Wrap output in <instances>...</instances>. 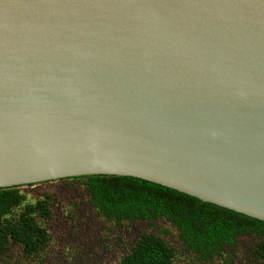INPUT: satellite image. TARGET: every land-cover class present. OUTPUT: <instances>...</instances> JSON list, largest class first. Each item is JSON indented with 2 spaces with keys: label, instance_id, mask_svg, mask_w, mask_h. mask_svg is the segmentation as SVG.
Here are the masks:
<instances>
[{
  "label": "water",
  "instance_id": "water-1",
  "mask_svg": "<svg viewBox=\"0 0 264 264\" xmlns=\"http://www.w3.org/2000/svg\"><path fill=\"white\" fill-rule=\"evenodd\" d=\"M87 176L264 222V0H0V190Z\"/></svg>",
  "mask_w": 264,
  "mask_h": 264
},
{
  "label": "trees",
  "instance_id": "trees-1",
  "mask_svg": "<svg viewBox=\"0 0 264 264\" xmlns=\"http://www.w3.org/2000/svg\"><path fill=\"white\" fill-rule=\"evenodd\" d=\"M71 181L84 182L87 205L99 218L115 224L146 223L153 228L158 224L164 235L169 226L177 232L181 250L201 264H211L236 253L239 241L249 237L259 239L249 250L251 264H264L262 221L137 178L87 176L52 182ZM52 182L26 187H40L38 193L42 184ZM19 188L0 190V256L18 247L26 264H35L46 252L50 240L47 231L37 224L36 216L49 219L50 207L42 193V201L26 206L18 218L13 216L14 207L23 200L17 192ZM72 218H76L74 214ZM108 245L113 247L111 242ZM176 256V250L164 238L142 233L119 264H173Z\"/></svg>",
  "mask_w": 264,
  "mask_h": 264
},
{
  "label": "rangeland",
  "instance_id": "rangeland-1",
  "mask_svg": "<svg viewBox=\"0 0 264 264\" xmlns=\"http://www.w3.org/2000/svg\"><path fill=\"white\" fill-rule=\"evenodd\" d=\"M38 188L20 187L17 192L23 200L12 213L18 218L26 206L42 201L40 194L44 193L51 215L47 220L36 216V222L47 231L50 240L46 252L37 262L31 260L35 264H119L142 233H155L164 238L177 252L173 264H201L181 250L177 232L169 226L164 235L158 224L153 228L146 223L115 224L99 218L87 205V187L82 181L42 184L37 193ZM258 241L253 237L241 239L236 253H229L211 264H251L249 250ZM110 242L113 244L111 248ZM0 264H26V259L18 247H12L7 254L0 256Z\"/></svg>",
  "mask_w": 264,
  "mask_h": 264
}]
</instances>
